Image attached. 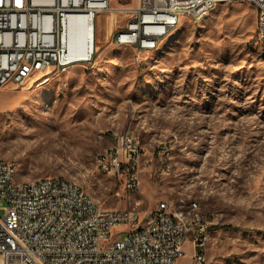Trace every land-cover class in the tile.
Here are the masks:
<instances>
[{
	"label": "rangeland",
	"instance_id": "1",
	"mask_svg": "<svg viewBox=\"0 0 264 264\" xmlns=\"http://www.w3.org/2000/svg\"><path fill=\"white\" fill-rule=\"evenodd\" d=\"M137 5L110 0L114 15L97 17L91 51L77 59L87 62L0 90V158L15 163L19 181L62 177L107 209L196 203L208 225L204 264H264V42L256 10L213 5L209 17H182L157 49L139 54L114 40L131 17L122 10ZM115 133L141 141L139 193L98 167ZM118 145L124 150L125 140ZM193 253L189 241L177 264H193Z\"/></svg>",
	"mask_w": 264,
	"mask_h": 264
},
{
	"label": "built area",
	"instance_id": "2",
	"mask_svg": "<svg viewBox=\"0 0 264 264\" xmlns=\"http://www.w3.org/2000/svg\"><path fill=\"white\" fill-rule=\"evenodd\" d=\"M223 2L253 6L257 37L264 42V0H138L135 9L122 10L131 17L114 40L134 43L139 54L149 52L182 17L197 23ZM110 11V0H0V90L50 68L66 71L81 63L69 53L71 19L90 18L96 30L97 17ZM124 140L123 150L118 144ZM111 142L99 169L124 178L126 189L139 193L140 139L115 133ZM0 212V264H177L188 241L193 264L206 262L208 225L196 203L187 213L170 201L146 211L107 209L97 201L89 204L81 190L52 176L26 190L11 179V164H0ZM197 237H204V244H197Z\"/></svg>",
	"mask_w": 264,
	"mask_h": 264
},
{
	"label": "bare ground",
	"instance_id": "3",
	"mask_svg": "<svg viewBox=\"0 0 264 264\" xmlns=\"http://www.w3.org/2000/svg\"><path fill=\"white\" fill-rule=\"evenodd\" d=\"M115 11H116L115 9H111L110 12L114 15ZM70 23H71L70 25L71 33L69 31V39H70L68 43L69 53L72 56V58H74L75 60L85 59L84 57L86 56L84 55H86L87 53L86 49L88 48L86 46H89L88 48L89 52L91 51V47H90L91 46V33L93 36V30L95 32V27L93 25V22L91 21L90 18H87V17H77V18L71 19ZM176 25L177 24H173L170 30ZM170 30L165 31L161 35V37L159 38V43L154 44L150 51L157 49L161 41L167 36ZM115 43L116 45H119V46L136 48V46H134V43H125V45H120V41H115ZM79 45L80 46L83 45V46L80 47ZM91 57L89 58V60L91 59ZM78 62H87V61H78ZM130 141H136V140L133 137H130ZM0 164H11V179H13L15 183L21 184L23 187L26 188V190H35V188L39 186V179L31 180V181H19L17 179V167L15 163L0 158ZM52 177H54V182L56 183L65 184L69 186V188L81 190L82 197H84V199H88L89 204H96L93 198L88 193H86L79 185L72 183L62 177H58V176H52ZM178 211L179 213H187V206L185 205L178 206ZM207 242L208 240H207V232H206V245H204V251H203L204 260H206ZM197 244H204V237H197Z\"/></svg>",
	"mask_w": 264,
	"mask_h": 264
},
{
	"label": "crops",
	"instance_id": "4",
	"mask_svg": "<svg viewBox=\"0 0 264 264\" xmlns=\"http://www.w3.org/2000/svg\"><path fill=\"white\" fill-rule=\"evenodd\" d=\"M101 41V39H100V37L98 38V43ZM189 242V241H188ZM187 242V243H188ZM187 243L185 244V246H184V252H185V247H186V245H187Z\"/></svg>",
	"mask_w": 264,
	"mask_h": 264
},
{
	"label": "trees",
	"instance_id": "5",
	"mask_svg": "<svg viewBox=\"0 0 264 264\" xmlns=\"http://www.w3.org/2000/svg\"><path fill=\"white\" fill-rule=\"evenodd\" d=\"M257 28V27H256ZM261 44V43H260ZM262 45V44H261ZM263 46V45H262ZM264 47V46H263Z\"/></svg>",
	"mask_w": 264,
	"mask_h": 264
}]
</instances>
